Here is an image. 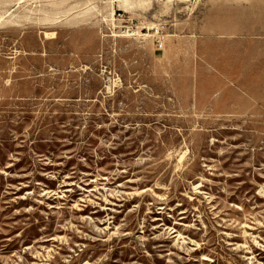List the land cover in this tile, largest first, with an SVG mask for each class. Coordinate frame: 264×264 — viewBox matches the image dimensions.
<instances>
[{
    "label": "rangeland",
    "instance_id": "374dc122",
    "mask_svg": "<svg viewBox=\"0 0 264 264\" xmlns=\"http://www.w3.org/2000/svg\"><path fill=\"white\" fill-rule=\"evenodd\" d=\"M0 264H264V0H0Z\"/></svg>",
    "mask_w": 264,
    "mask_h": 264
},
{
    "label": "crops",
    "instance_id": "0c3cea01",
    "mask_svg": "<svg viewBox=\"0 0 264 264\" xmlns=\"http://www.w3.org/2000/svg\"><path fill=\"white\" fill-rule=\"evenodd\" d=\"M231 28L229 32L225 31V26L219 24L217 25L215 32L218 35V38L222 40H229V36L233 37L234 35L238 34L234 31V26L230 25ZM201 28L202 25L200 26ZM255 30V29H254ZM252 30V31H254ZM226 33V34H225ZM198 35L195 39L192 40L193 42V51H199L200 44L204 41L203 38L205 37L202 30H199ZM251 34V31H249ZM226 36V38H224ZM184 40V39H183ZM186 43L185 47V55L184 60L186 63L188 62L189 56L187 55V48L191 47L190 44H187L189 41L184 40ZM223 47L218 50L217 54V61H216V82L212 81L211 79L206 82V84L201 85L200 83L195 85L193 84L192 88L196 89L194 92V98L199 93L202 87L210 88L208 94H201V101L203 103L211 104V103H227L230 105H235L234 110L232 108L231 111L237 110V105H249L255 104L258 102L256 97H254L251 93L246 90L245 87H251V85L256 89L257 88V72H258V58L256 54L251 53V48L244 49L242 51L243 55H241V48L232 43H225L222 45ZM182 45L180 43H175L174 49L177 53L178 49H181ZM182 52L179 51V54ZM237 59H240L238 62ZM261 63V62H260ZM202 64V57L200 55H192L191 57V65L193 66V70H197V67ZM209 68L214 66L213 61L208 63ZM242 69L238 72V69ZM248 72V73H245ZM236 80H240L241 83H237ZM212 88V89H211ZM241 89L238 95L234 94V91ZM195 102V101H194ZM196 103V102H195ZM247 110V109H244Z\"/></svg>",
    "mask_w": 264,
    "mask_h": 264
}]
</instances>
